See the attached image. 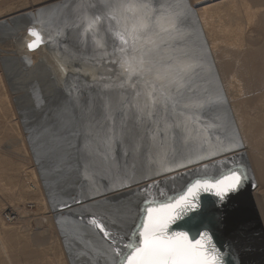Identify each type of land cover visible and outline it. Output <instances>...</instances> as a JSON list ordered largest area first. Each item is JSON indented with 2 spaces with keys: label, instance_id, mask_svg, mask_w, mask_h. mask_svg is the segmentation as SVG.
<instances>
[{
  "label": "bare ground",
  "instance_id": "bare-ground-1",
  "mask_svg": "<svg viewBox=\"0 0 264 264\" xmlns=\"http://www.w3.org/2000/svg\"><path fill=\"white\" fill-rule=\"evenodd\" d=\"M168 1L56 0L0 20V100L50 210L34 243L48 264H128L148 210L184 198L169 238L195 243L221 213L237 264H264V19L246 22L253 0ZM30 27L60 42L30 53Z\"/></svg>",
  "mask_w": 264,
  "mask_h": 264
},
{
  "label": "rangeland",
  "instance_id": "rangeland-1",
  "mask_svg": "<svg viewBox=\"0 0 264 264\" xmlns=\"http://www.w3.org/2000/svg\"><path fill=\"white\" fill-rule=\"evenodd\" d=\"M54 1L56 0H1L0 20L9 16H14L15 13L18 14L26 11L28 12L31 9L34 10L40 5ZM170 2L171 0L168 1V4H170ZM210 5L212 4H209V6ZM170 9L172 11L173 8L170 6ZM180 10L183 11V8ZM254 12L259 15V19H264V0H253L250 8L244 13L246 22L255 28L256 26L253 25L255 20L253 15ZM174 14L173 16H175ZM161 19H164V17L161 16ZM259 46L260 43L257 48L259 50H264ZM1 93L2 87L0 86V94ZM2 101L3 100H0V126L2 124V128L0 127V264H48V261L53 262L54 259L50 253L47 254L41 251V248L45 246L38 247L40 245L36 240H38L40 234L44 233L48 228V224L42 221L41 218L48 215L50 216V210L46 212L47 210H45L42 203H39V201H37V203L32 199L36 196L30 195V193L27 192L29 191L27 186L33 183V180L28 178V174L34 167L30 164L29 160L27 161L26 158L21 156V153L20 155L17 152L15 154V151H18V149H15L16 146H14L18 140L16 136L19 137L20 134L17 131L14 133L13 130L15 123H19V120H17V117H12L9 113V116H7L5 111L6 102ZM3 115L4 117H1ZM3 125H7L9 130L12 128L11 133L9 130H6ZM23 164L27 168L26 173L21 172V170H23L21 168V170L19 169L20 172L17 173V168L23 167L20 166ZM1 242H3V244ZM34 243L38 244V246Z\"/></svg>",
  "mask_w": 264,
  "mask_h": 264
},
{
  "label": "snow or ice",
  "instance_id": "snow-or-ice-1",
  "mask_svg": "<svg viewBox=\"0 0 264 264\" xmlns=\"http://www.w3.org/2000/svg\"><path fill=\"white\" fill-rule=\"evenodd\" d=\"M31 36L39 40V34L30 31ZM37 44H29L34 49ZM202 182H197L199 185ZM240 177L235 173L231 176L230 187L239 185ZM191 191V189L189 190ZM187 204L186 198L171 207L165 206L160 209H149L147 212V224L144 226L143 247L134 250V255L128 264H218L215 250L206 246L203 241H190L186 234H178L169 238L166 235L169 222L174 219L173 208ZM95 223V222H94ZM101 231H104L101 225Z\"/></svg>",
  "mask_w": 264,
  "mask_h": 264
},
{
  "label": "water",
  "instance_id": "water-1",
  "mask_svg": "<svg viewBox=\"0 0 264 264\" xmlns=\"http://www.w3.org/2000/svg\"><path fill=\"white\" fill-rule=\"evenodd\" d=\"M30 31H35L36 33L39 34L38 41L36 40V38H34L29 34ZM53 36H55V34H53ZM115 36L117 38V43H116L117 48L120 51H125L126 49H128V43L126 39H123L122 35H120L119 33L115 34ZM26 38L29 39L28 42L26 43V50L30 53L34 51H38L39 49L49 45L53 46L55 45V43L60 42L56 40L57 36L51 38L49 32L37 27L36 28L30 27L28 29ZM29 44H37L38 46H36L34 49H30L28 47ZM92 44L95 45V49H97L95 51L107 50L106 49L107 42H105L102 46L101 45L99 46L98 42L95 39H92ZM61 51L63 57L66 59H68V57L74 58V56H76L74 54H77L79 52L78 50H74L72 48H61ZM98 66L101 68L98 69L96 72H98L100 76H102L104 73H106V70H104L105 68H103V66L101 65ZM225 224H226V220L224 216L221 215V213H215L211 215L204 222V227L202 228L203 230H201L200 236L196 237L197 240L194 239L195 240L194 242L203 241L208 248L214 249L215 255L217 256L218 259V264H237L235 251L233 249L229 236V229L228 227L225 226Z\"/></svg>",
  "mask_w": 264,
  "mask_h": 264
}]
</instances>
